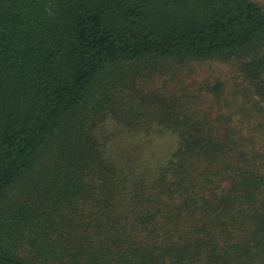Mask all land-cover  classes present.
I'll list each match as a JSON object with an SVG mask.
<instances>
[{
	"label": "trees",
	"instance_id": "trees-1",
	"mask_svg": "<svg viewBox=\"0 0 264 264\" xmlns=\"http://www.w3.org/2000/svg\"><path fill=\"white\" fill-rule=\"evenodd\" d=\"M0 264H264V7L0 0Z\"/></svg>",
	"mask_w": 264,
	"mask_h": 264
},
{
	"label": "rangeland",
	"instance_id": "rangeland-1",
	"mask_svg": "<svg viewBox=\"0 0 264 264\" xmlns=\"http://www.w3.org/2000/svg\"><path fill=\"white\" fill-rule=\"evenodd\" d=\"M253 1L254 3H256L258 6L260 7H264V0H251ZM230 71H233L232 68H229L225 65H216V64H211V65H205L203 66V68L196 74V75H192V78L189 79V81H193L195 79V77H199L200 79L201 78H204L205 76H211V75H219V76H225L226 74H228ZM213 77V76H212ZM225 79V78H224ZM160 78H157L154 82L153 85H149L148 87L150 88H160ZM155 136H158V135H155ZM157 138H160V137H157ZM165 140H171V137L169 135H166V139ZM19 250H20V253L22 256L26 257V251L19 247Z\"/></svg>",
	"mask_w": 264,
	"mask_h": 264
}]
</instances>
